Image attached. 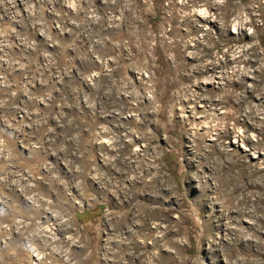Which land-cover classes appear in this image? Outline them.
I'll return each mask as SVG.
<instances>
[{
    "label": "clouds",
    "instance_id": "9594fccd",
    "mask_svg": "<svg viewBox=\"0 0 264 264\" xmlns=\"http://www.w3.org/2000/svg\"><path fill=\"white\" fill-rule=\"evenodd\" d=\"M262 153L264 0H0V264H264Z\"/></svg>",
    "mask_w": 264,
    "mask_h": 264
},
{
    "label": "rangeland",
    "instance_id": "374dc122",
    "mask_svg": "<svg viewBox=\"0 0 264 264\" xmlns=\"http://www.w3.org/2000/svg\"><path fill=\"white\" fill-rule=\"evenodd\" d=\"M206 87H210V85H206ZM231 146L232 147H236V142L232 141L231 142ZM240 152H244V148L243 147L240 148ZM257 159H264V153H262L259 158L258 157H252L253 162H255Z\"/></svg>",
    "mask_w": 264,
    "mask_h": 264
}]
</instances>
